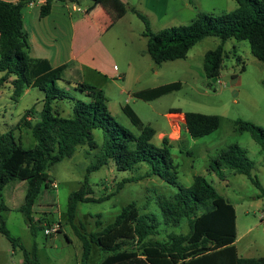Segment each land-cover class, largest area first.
I'll return each mask as SVG.
<instances>
[{
    "label": "trees",
    "instance_id": "trees-1",
    "mask_svg": "<svg viewBox=\"0 0 264 264\" xmlns=\"http://www.w3.org/2000/svg\"><path fill=\"white\" fill-rule=\"evenodd\" d=\"M36 0H19L8 3L0 0V89L11 81L14 94L21 97L31 89L44 92L43 98L21 117L18 127L30 131L34 145L26 148L16 139L13 130L0 134V233L14 247L25 254V264H40L37 249L29 254L20 239L11 235L3 212L9 207L2 199V191L15 181H26L27 190L20 211L33 234L45 228L35 218L34 209L44 189L50 188V169L71 158L81 146L93 161L87 167L85 180L79 190L70 194L67 207L68 223L73 224L82 242V264H93L92 254L99 253L97 264H264V257L243 258L235 246L237 240V215L235 207L203 176H195L190 187L178 183L173 144L164 138L161 145L153 143L155 130L146 126L139 135L123 125L110 111L103 89L87 83H73L64 79L67 66L53 68L46 59L30 56L28 34L24 29L23 13ZM238 7L230 12L207 14L199 12L189 25L175 26L155 34L148 18L131 9L145 24L142 33L148 39L147 52L156 65L186 59L190 50L209 37H218L223 44L228 40L247 41L253 56L264 64V0H235ZM53 0H46L41 16L50 14ZM225 50L220 45L205 56V73L209 80L221 75ZM264 85V79H263ZM63 84V85H61ZM71 87L84 94L86 100L74 101L72 113L65 117L57 110L60 102L76 100ZM181 82L169 83L137 92L133 97L146 102L179 91ZM73 98V99H72ZM41 104V110L38 105ZM180 113L181 111H172ZM186 128L191 137L207 136L219 127V117L200 113H185ZM236 131L249 133L264 152V129L251 122L236 121ZM101 131L102 142L96 141L95 132ZM114 161L117 171L143 170L142 174L123 179L114 193L100 197L93 194L90 175L109 166ZM211 171L222 175L230 169L248 176L254 185L264 189L252 177L254 162L246 150L231 145L213 160ZM145 170V171H144ZM159 177L176 188L170 195L152 197L142 206L131 203L124 207L114 223L105 226L98 215L96 231L85 234L76 227L78 207L81 203H103L117 195L125 184ZM154 201L161 217L145 212ZM189 227L188 233L172 231L167 241L152 240L161 227ZM59 226L57 233H62ZM132 244L134 245L133 247Z\"/></svg>",
    "mask_w": 264,
    "mask_h": 264
},
{
    "label": "rangeland",
    "instance_id": "rangeland-1",
    "mask_svg": "<svg viewBox=\"0 0 264 264\" xmlns=\"http://www.w3.org/2000/svg\"><path fill=\"white\" fill-rule=\"evenodd\" d=\"M143 14L148 15L152 31L157 34L164 29L191 24L197 19L199 12L221 14L235 10V0H129ZM119 6V5H118ZM131 14V13H130ZM131 16L125 24L116 26L109 36L113 45L126 61L134 62L127 80L115 79L109 83L102 80L89 79L92 85L103 89L111 108L117 103L126 101L128 92L148 86L166 85L181 82L182 88L152 102H145L131 96V105L146 125H151L157 135L153 143L160 146L161 133L169 135L173 128L168 114L171 111L183 113L194 112L219 117V127L213 133L194 138L187 131L182 132L181 140L172 143L173 159L178 165V183L190 187L195 176L205 177L226 198L236 210L237 240L235 246L240 257H264V198L262 191L252 180L243 174L224 169L222 175L211 171L213 160L231 145H238L247 151L254 162L252 177L257 179L264 189V152L249 133L236 131L235 122H251L264 129V64L257 60L247 41H223L218 37H209L194 46L186 59L165 62L156 65L147 52L148 39L142 35L145 31L144 22L137 16ZM118 37H117V36ZM223 45L225 57L221 75L218 79L209 80L205 73V56L207 52ZM126 60V61H125ZM124 71H121V73ZM2 74L0 73V78ZM140 78V79H138ZM84 79V78H83ZM63 85V84H61ZM76 100L60 102L57 110L68 117L75 105L74 101L86 100L84 94L71 87ZM44 96L40 89H27L21 97H16L11 81L0 89V134L6 135L13 130L14 137L21 139L24 147H33L34 142L29 130L18 123L24 113L35 106ZM73 99V98H72ZM41 104L37 110H41ZM116 118L127 128L135 131L131 123L116 112ZM173 120H184L183 115L172 116ZM175 132L172 141L177 140L178 128L174 123ZM96 141L103 139L101 131L95 132ZM87 147L81 146L75 154L50 169V179L57 183L55 190L44 189L34 209L36 219L43 220L42 226L52 229L62 226V233L46 235L45 230L33 234L27 226L25 215L20 211L27 190L26 181H15L8 184L1 192L2 199L9 207L3 212L4 219L11 235L20 239L25 248L32 254L36 248L40 264H82V242L73 224L68 223L67 207L69 196L82 186L87 174V167L92 163V155H87ZM145 171V170H144ZM143 170L117 171L115 162L90 175L93 191L91 197L96 199L115 192L123 179L142 174ZM176 188L159 177L144 179L139 182L127 183L122 190L103 203H81L78 207L76 227L82 233L96 231V221L101 215L105 226L114 223L123 208L137 203L141 208L157 195H170ZM155 192L157 193L156 196ZM153 212L161 217V210L154 201L150 202L145 212ZM151 239L167 241L168 234L188 233L189 227L183 224L180 228L161 227ZM134 245L132 244L133 247ZM99 253L92 254L91 262L97 264ZM0 264H25L24 252L0 233Z\"/></svg>",
    "mask_w": 264,
    "mask_h": 264
},
{
    "label": "crops",
    "instance_id": "crops-1",
    "mask_svg": "<svg viewBox=\"0 0 264 264\" xmlns=\"http://www.w3.org/2000/svg\"><path fill=\"white\" fill-rule=\"evenodd\" d=\"M2 1L15 4L19 0ZM45 3L46 0H36L29 4L23 13L24 29L28 34L32 58L46 59L53 68L66 65L64 79L73 83L92 85L89 82L91 78L105 83L115 79H128L134 62L125 60L126 64L122 67L123 58H120L119 50L109 39L112 40L115 36L109 34L120 23L125 24L127 19L131 22L130 15L136 16L131 9H137L129 0H53L50 14L42 17L41 10ZM145 16L148 18V15ZM159 86L162 85L122 91V96L128 92L129 97L126 101L117 103L116 108L109 106L111 113L116 117V112L119 111L135 128V131H132L139 135L146 126L151 125H146L134 110L131 96ZM175 115H183L184 120H173L171 117ZM168 117L171 119L173 130L169 135L161 133L160 138L166 136L171 143H176L181 140L182 132L187 131L185 113L171 111ZM175 122L179 134L175 138L177 140L172 141Z\"/></svg>",
    "mask_w": 264,
    "mask_h": 264
},
{
    "label": "built area",
    "instance_id": "built-area-1",
    "mask_svg": "<svg viewBox=\"0 0 264 264\" xmlns=\"http://www.w3.org/2000/svg\"><path fill=\"white\" fill-rule=\"evenodd\" d=\"M52 186H53V188L56 190L57 189V183L56 182H52ZM57 231H58V226H55V227H53L52 229H46L45 230V234L46 235H51L52 233H57Z\"/></svg>",
    "mask_w": 264,
    "mask_h": 264
}]
</instances>
